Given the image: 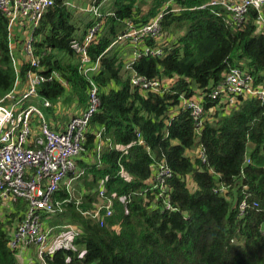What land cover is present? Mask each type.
Masks as SVG:
<instances>
[{"label":"trees","instance_id":"trees-1","mask_svg":"<svg viewBox=\"0 0 264 264\" xmlns=\"http://www.w3.org/2000/svg\"><path fill=\"white\" fill-rule=\"evenodd\" d=\"M55 1L35 32L36 49L43 55L44 73L59 72L70 90L58 82L43 84L34 100L76 104L81 111L88 107L90 85L79 70L78 47L88 30L103 21L98 40L88 48L92 61L102 56L94 76L101 107L91 127L103 129V139L113 147L104 148L100 157L90 154V163L78 161L84 170L80 210L65 187L56 194V200L66 203L62 212L47 220L57 231L73 225L80 234L71 246L47 256V264H264V104L246 100L238 111L221 110L200 137L188 111L171 118L181 95L210 90L241 62L255 76H264V34L256 33V12L251 11L242 29H235L227 25L222 7L199 8L211 0H176L182 10L166 12L161 24L165 32L178 34L177 41L165 57L144 56L127 71L131 48L105 51L125 30L126 21L136 26L147 23L170 0H109L100 10L104 18L89 13L87 22L76 17V8L67 6L66 0ZM7 26L0 12V100L13 90L16 80ZM28 68L22 67L23 79ZM132 73L152 80L175 78V84L163 94H145L131 86ZM137 131L144 136L143 145L138 144ZM87 138L93 150L94 135ZM198 143L206 150V163L187 155ZM248 157L251 164L245 165ZM162 160L174 172L169 181L174 210L159 207L155 192H146L151 165ZM189 175L195 190L188 185ZM101 180H106L107 194L115 195V213L103 226L81 212L91 208L96 200L92 192ZM221 184L229 187L226 195L215 192ZM244 199L259 207L241 214ZM14 209L12 220L0 217V264H20L8 243L19 212L26 209L25 201ZM54 216L64 222H51Z\"/></svg>","mask_w":264,"mask_h":264},{"label":"built area","instance_id":"built-area-1","mask_svg":"<svg viewBox=\"0 0 264 264\" xmlns=\"http://www.w3.org/2000/svg\"><path fill=\"white\" fill-rule=\"evenodd\" d=\"M90 1L91 3L85 5L83 10L98 19H103L100 10L109 0ZM144 1L149 3L151 0ZM55 2V0H0V12L8 25L9 55L16 72L13 90L0 100V217L6 222L12 220V215L16 212L15 205L21 200L25 201L26 209L19 212L20 220L13 224L8 243V247L17 252L20 264H35L26 259L32 247L36 248L39 259L47 264V256L58 250L53 254L47 252L56 233L66 231L68 235L65 242H60L59 249L72 245L80 234L79 228L67 225L57 231L47 220L58 211L62 212L63 204L66 203L56 200L55 196L65 187L73 198V188L70 184L84 176V170L78 161L89 158L88 156L94 153L100 157L104 148L113 147L110 140L103 139V129L94 130L91 127V120L101 107L100 88L94 76L100 71L102 56L92 61L88 48L98 40L103 21L88 30L83 44L78 47L79 70L87 77L90 85L88 107L81 111L76 104L68 107L62 103L54 104L48 99L43 100L44 109L53 110L52 114L55 116H68L64 131H60L56 125L50 126L46 122L40 108L33 104L26 105L27 101L39 97L38 90L43 84L58 82L66 91L70 90L69 83L59 72L44 73L45 69L41 66L43 55L40 56L36 49L38 40L35 32ZM66 5L76 7L73 0H66ZM206 7H222L226 12L227 25L235 29H242L248 23L251 11H255L256 33L264 34V0H211L199 8ZM181 10L177 7L176 0H170L165 4L162 13L147 23L136 26L132 21H126L125 30L117 36L105 53L113 51L117 46L131 48L133 51L126 63L127 71L144 56L165 57L169 47L177 40L163 30L161 21L166 12ZM25 65H29V68L26 78L23 79L22 67ZM174 84L175 78L152 80L137 73L131 74V86L145 94H163ZM246 100H257L264 104V76L261 78L255 76L246 63L241 62L226 74L223 81L210 90H197L191 96L181 95L179 105L172 110L171 118L180 111H188L195 121L196 135L200 137L206 124L221 110L238 111ZM35 117L42 122L41 134L37 137H33L31 133V122ZM88 134L94 135L93 150L87 146ZM137 138L138 144L143 145L142 132L137 131ZM126 149L127 147L122 150ZM187 155L194 160L207 162L206 150L199 143L195 149L187 151ZM247 164H251L249 157L246 159L245 165ZM121 173L130 179L124 170ZM173 178L174 172L165 160L155 161L151 165V176L146 182L148 185L146 192H155L156 197L161 200L159 207L165 210H174L172 188L169 184ZM190 178L189 175L187 180H191ZM228 189L229 187L221 184L215 192L226 195ZM92 193H96V200L91 208L81 212L83 216L96 220L103 226L115 213V195L107 194L106 180H101ZM76 205L80 210L83 198L77 199ZM251 207L259 206L257 203L251 205L244 199L239 206L241 214Z\"/></svg>","mask_w":264,"mask_h":264},{"label":"rangeland","instance_id":"rangeland-1","mask_svg":"<svg viewBox=\"0 0 264 264\" xmlns=\"http://www.w3.org/2000/svg\"><path fill=\"white\" fill-rule=\"evenodd\" d=\"M75 2V10H76V17L80 18L82 20H84L85 22H87V20H89V13L85 10H83L85 5H89L91 3L90 0H73ZM148 9H149V5ZM86 8V7H85ZM147 9V7H146ZM147 9V10H148ZM109 9H106V11ZM83 32V28L81 27L80 29V33ZM174 36V38H178V34H172ZM36 105L38 108H40L43 112V114L45 115V120L46 122L50 125H56L58 127V129L60 131H64L67 121L64 119L63 116H55L54 114H52L51 112H48L47 109H44L42 104L39 101L36 100H30L27 101L26 105ZM41 128H42V122L37 118H33L32 122H31V133L33 137H37L41 134ZM85 160L87 161V163H90L91 160L89 158H85ZM82 182L79 180L73 181L70 186L72 189V193H73V200H77L79 198H81V194H79V189L82 186L81 184ZM189 187L192 190L196 189V185L193 182V180H189L188 182ZM16 223L18 221H15ZM51 222H64L63 217L60 216H54L53 218H51ZM67 233L66 231L61 232L60 234H55L53 235L51 242L48 246L47 252L53 254L57 249H59V244L60 242H65V240L67 239ZM26 259L28 261H33L35 264H44L38 257L37 255V251L35 247L30 248V254L26 257Z\"/></svg>","mask_w":264,"mask_h":264},{"label":"crops","instance_id":"crops-1","mask_svg":"<svg viewBox=\"0 0 264 264\" xmlns=\"http://www.w3.org/2000/svg\"><path fill=\"white\" fill-rule=\"evenodd\" d=\"M63 117H64V119H65L66 121H68V119H69L68 116H63Z\"/></svg>","mask_w":264,"mask_h":264}]
</instances>
